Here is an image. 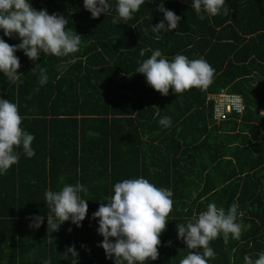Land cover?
<instances>
[{"label":"trees","instance_id":"obj_1","mask_svg":"<svg viewBox=\"0 0 264 264\" xmlns=\"http://www.w3.org/2000/svg\"><path fill=\"white\" fill-rule=\"evenodd\" d=\"M193 2L145 0L132 19L116 25L117 0H108L110 11L98 18L84 0H29L36 10L68 19L66 30L80 35L81 44L67 57L42 53L36 61L17 50L23 83L0 73V99L18 106L21 127L35 137V155L16 148L18 163L0 174V264H115L100 246L93 214L110 201L116 183L141 177L173 193L159 257L145 264H179L189 249L177 224L194 222L210 203L226 212L238 205L242 232L238 240L221 234L211 241L216 255L208 264H245L246 255L254 262L264 252V0H225L227 15L202 12L203 20ZM161 3L181 19L177 29L155 33L161 21L167 27ZM0 39L22 42L3 30ZM157 49L169 62L178 54L203 58L215 69L213 83L161 95L136 73ZM37 65L46 69L44 85ZM221 90L241 96V113L213 118L209 96ZM164 117L170 127L160 125ZM153 151L155 171H135V161ZM76 183L88 190L80 193L86 218L79 227L70 219L48 232L45 192ZM36 216L44 218L39 228L32 227ZM72 246L78 256L65 259Z\"/></svg>","mask_w":264,"mask_h":264},{"label":"clouds","instance_id":"obj_2","mask_svg":"<svg viewBox=\"0 0 264 264\" xmlns=\"http://www.w3.org/2000/svg\"><path fill=\"white\" fill-rule=\"evenodd\" d=\"M144 3L145 0H117L118 18L114 17L112 23H126ZM84 7L92 18L110 11L108 0H84ZM192 7L201 20L204 19L202 12L213 17L219 15L222 9L224 15L229 12L225 0H194ZM158 11L163 13L167 27L161 21L153 26V32L171 31L179 27L181 17L165 9L163 3L158 6ZM68 23V19L63 16L34 9L29 0H0V30L8 37L16 34L22 41L13 46L0 39V73L14 84L23 83L18 72L21 64L15 55L17 50H22L32 61L38 60L42 53L67 57L78 52L81 36L66 30ZM156 39L159 40L160 36L157 35ZM145 51L148 50L142 49L140 55L143 56ZM37 68L40 69L39 82L44 85L48 80L46 69L40 65ZM136 73L143 74L149 86L167 96L170 89L175 94H183L192 88L207 90L214 81L215 69L203 58L190 60L183 54L176 55L169 62L157 49L140 64ZM22 119L15 103L0 99V174H6L12 165L18 163L16 148L22 146L29 158L35 155L31 147L35 137L21 127ZM159 123L170 127L171 119L164 117ZM87 191L82 184L76 183L65 184L60 191L45 192L50 210L47 215L48 232L58 231L60 225L70 219L77 227L81 226L88 212V203L81 198L80 193L86 195ZM172 196L171 190L158 188L143 177L125 179L114 185V195L108 203H101L93 218L98 219V232L104 238L100 246L109 258L115 256V264H145V261L158 259L160 236L166 230L168 217L173 211ZM237 208L238 205L233 204L226 212L223 207L218 208L215 203H210L194 222L177 224L178 237L189 249L179 264H208V260L214 259L216 255L209 246L210 242L221 234L225 239L229 236L240 239L242 226L236 222ZM43 219V216L34 217L32 227L39 228ZM109 238H115V242ZM199 249L203 250L202 254ZM68 253L73 258L78 256L74 246L67 249L65 259ZM244 261L245 264H264V252L254 262L248 255ZM73 264H76L75 259Z\"/></svg>","mask_w":264,"mask_h":264},{"label":"built area","instance_id":"obj_3","mask_svg":"<svg viewBox=\"0 0 264 264\" xmlns=\"http://www.w3.org/2000/svg\"><path fill=\"white\" fill-rule=\"evenodd\" d=\"M213 99V118L220 120L226 117V113L236 111L241 113L244 109L243 100L239 94H230L224 90L211 94Z\"/></svg>","mask_w":264,"mask_h":264},{"label":"crops","instance_id":"obj_4","mask_svg":"<svg viewBox=\"0 0 264 264\" xmlns=\"http://www.w3.org/2000/svg\"><path fill=\"white\" fill-rule=\"evenodd\" d=\"M262 112L264 113V109H261ZM145 150L148 151V146H147V138L145 137ZM156 159H155V154L153 151L152 155H148L146 157L140 158V160L135 161L134 167L133 169H135V171H155V164ZM187 171V170H185Z\"/></svg>","mask_w":264,"mask_h":264}]
</instances>
